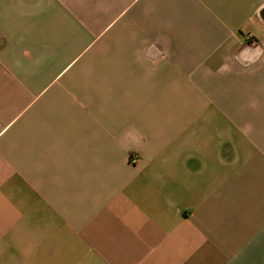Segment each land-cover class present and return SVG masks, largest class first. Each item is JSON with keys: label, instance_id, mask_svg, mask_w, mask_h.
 Instances as JSON below:
<instances>
[{"label": "crops", "instance_id": "crops-1", "mask_svg": "<svg viewBox=\"0 0 264 264\" xmlns=\"http://www.w3.org/2000/svg\"><path fill=\"white\" fill-rule=\"evenodd\" d=\"M0 264H264V0H0Z\"/></svg>", "mask_w": 264, "mask_h": 264}, {"label": "built area", "instance_id": "built-area-1", "mask_svg": "<svg viewBox=\"0 0 264 264\" xmlns=\"http://www.w3.org/2000/svg\"><path fill=\"white\" fill-rule=\"evenodd\" d=\"M137 155L136 154H131L130 156H129V160H130V162L131 163H135L136 161H137Z\"/></svg>", "mask_w": 264, "mask_h": 264}, {"label": "rangeland", "instance_id": "rangeland-1", "mask_svg": "<svg viewBox=\"0 0 264 264\" xmlns=\"http://www.w3.org/2000/svg\"><path fill=\"white\" fill-rule=\"evenodd\" d=\"M135 154V153H134Z\"/></svg>", "mask_w": 264, "mask_h": 264}]
</instances>
